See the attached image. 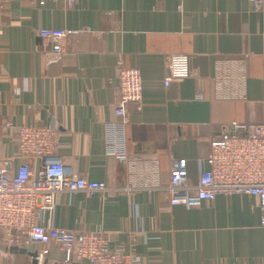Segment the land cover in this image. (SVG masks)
Listing matches in <instances>:
<instances>
[{"label": "crops", "instance_id": "crops-1", "mask_svg": "<svg viewBox=\"0 0 264 264\" xmlns=\"http://www.w3.org/2000/svg\"><path fill=\"white\" fill-rule=\"evenodd\" d=\"M42 28L73 31L63 54ZM189 56L194 76L166 86V58ZM119 61L140 69L141 104L126 128L131 157L156 158L158 174L105 152V124L115 120ZM201 95V99L197 96ZM14 125L60 131L64 167L109 190L62 192L52 217L73 232L103 231L110 248L126 247L140 264H239L264 258L258 200L246 194L171 205L172 161L186 158L196 184L210 139L224 125L264 122V8L246 0H7L0 8V164L13 173L19 155ZM38 167L37 160L29 162ZM126 185L132 191L119 190ZM26 246L0 243V264H32ZM39 264H63L58 247ZM70 264H92L73 260Z\"/></svg>", "mask_w": 264, "mask_h": 264}, {"label": "built area", "instance_id": "built-area-1", "mask_svg": "<svg viewBox=\"0 0 264 264\" xmlns=\"http://www.w3.org/2000/svg\"><path fill=\"white\" fill-rule=\"evenodd\" d=\"M0 0V8L3 2ZM47 1H64L73 7L78 0H33L44 5ZM168 1V0H167ZM255 12L264 8V0H246ZM73 31L42 28L39 36L52 44V54L61 57L63 40ZM164 78L168 86L175 80L194 76L189 56L169 55ZM118 97L115 120L105 124V152L126 163L128 177H134L138 168L158 174L156 158L131 157L126 149V128L130 123L132 104H141L143 79L139 68L118 63ZM202 98L201 95L197 96ZM6 131H14L19 155L26 162L13 173L0 164V243L8 246H33L38 250L40 263L51 253L50 245L58 247V260L70 264L73 260L87 259L92 264H140L126 247L110 248L109 237L103 231L73 232L55 227L49 219L56 206V197L62 192H85L89 196L109 190L104 181L88 180L68 170L58 157L60 131L45 125H19L5 120ZM37 160L38 167L29 163ZM208 167L201 169L196 184L189 182L188 161L174 159L167 186L171 205L191 206L194 199L213 201L217 195L246 194L258 200L261 225L264 228V122L224 125L210 139L206 157ZM135 186V185H134ZM126 185L119 190L132 191ZM45 213L50 217L45 219ZM264 264V258L254 263Z\"/></svg>", "mask_w": 264, "mask_h": 264}, {"label": "water", "instance_id": "water-1", "mask_svg": "<svg viewBox=\"0 0 264 264\" xmlns=\"http://www.w3.org/2000/svg\"><path fill=\"white\" fill-rule=\"evenodd\" d=\"M26 248V253L31 259L32 264H39V255H38V250L35 249L33 246H27Z\"/></svg>", "mask_w": 264, "mask_h": 264}, {"label": "rangeland", "instance_id": "rangeland-1", "mask_svg": "<svg viewBox=\"0 0 264 264\" xmlns=\"http://www.w3.org/2000/svg\"><path fill=\"white\" fill-rule=\"evenodd\" d=\"M27 247V246H26Z\"/></svg>", "mask_w": 264, "mask_h": 264}]
</instances>
